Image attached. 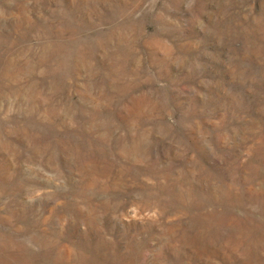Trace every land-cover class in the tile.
<instances>
[{
	"label": "rangeland",
	"instance_id": "obj_1",
	"mask_svg": "<svg viewBox=\"0 0 264 264\" xmlns=\"http://www.w3.org/2000/svg\"><path fill=\"white\" fill-rule=\"evenodd\" d=\"M0 264H264V0H0Z\"/></svg>",
	"mask_w": 264,
	"mask_h": 264
}]
</instances>
